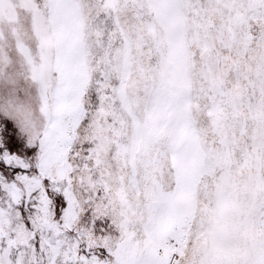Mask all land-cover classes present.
I'll list each match as a JSON object with an SVG mask.
<instances>
[{
	"label": "snow or ice",
	"instance_id": "6c2138e0",
	"mask_svg": "<svg viewBox=\"0 0 264 264\" xmlns=\"http://www.w3.org/2000/svg\"><path fill=\"white\" fill-rule=\"evenodd\" d=\"M0 264H264V0H0Z\"/></svg>",
	"mask_w": 264,
	"mask_h": 264
}]
</instances>
